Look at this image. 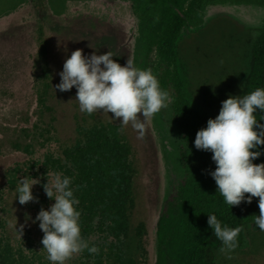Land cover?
I'll list each match as a JSON object with an SVG mask.
<instances>
[{"label": "trees", "instance_id": "trees-1", "mask_svg": "<svg viewBox=\"0 0 264 264\" xmlns=\"http://www.w3.org/2000/svg\"><path fill=\"white\" fill-rule=\"evenodd\" d=\"M134 5L141 22L140 45L143 52L149 54L159 36L160 54L173 66L170 74L158 80L169 96L174 95V120L183 131L188 151L182 153L186 179L180 183L177 195L168 202L169 206L157 223V264H166L168 256L174 264H218L219 256L224 252L221 251L223 245L213 235L207 214H215L222 224L230 228L240 227L237 248H242L248 243L250 228H255V216L260 214L259 198L254 197L251 204L242 202L231 208L224 202L209 174L216 167L211 159L212 153L195 148L197 131L206 127L208 119L219 113L209 112L218 96L213 99L204 86L199 89L203 103L195 99L194 72L210 75V79L218 84L215 93L222 95L226 91L227 99L233 89L242 96L264 88V21L258 30L245 32L232 17H220L226 30L216 38H226L228 83H219L217 61H203L210 72H205L201 61L193 71L192 60L183 53L182 44L185 40L194 44L198 34L196 31L189 34L187 28L204 25L200 12L206 6L264 7V0H134ZM211 26L217 29L221 25L215 23ZM199 37L197 40L202 43L209 42L211 47L214 44L210 37ZM206 79L209 78L205 76L203 80ZM98 113L89 115L84 112L79 116L78 134L71 144L64 147L63 156L52 152L47 153L43 160L29 158L5 173L0 185V264H52L41 243L44 233L39 222L33 223L41 208L48 209L52 204L42 186L50 167L71 178V187L79 200L77 210L81 213V235L90 246L99 248L96 254H90L87 249L74 254L65 264H150L147 218L139 206L137 195L141 169L135 139L127 131V125L120 124L122 118L113 120L112 113H107L106 117ZM254 115L259 123L264 124V113L258 110ZM49 131L50 128L38 123L31 137L44 146L50 141L46 136ZM12 145L13 149L28 155L35 152L32 141L23 142L20 138ZM253 163H264V155ZM30 176L40 180L33 187L39 203L25 204L26 210L20 219L14 216L10 207L19 203L16 189L20 179ZM230 253L234 256L235 250Z\"/></svg>", "mask_w": 264, "mask_h": 264}, {"label": "rangeland", "instance_id": "rangeland-1", "mask_svg": "<svg viewBox=\"0 0 264 264\" xmlns=\"http://www.w3.org/2000/svg\"><path fill=\"white\" fill-rule=\"evenodd\" d=\"M24 1L26 2V0H0V16L10 13L17 16L14 20L3 21L2 23L6 24H2L3 28H0V38L2 39V43H0L1 182L5 173L16 164H23L29 158L43 160L48 152L61 153L67 144H71L75 140L78 134L76 130L77 120L79 116L84 114L80 111L79 102L75 99V87L67 92H60L56 89V85L60 83L59 72L63 70V64L71 54H67L68 52L62 45L58 47V44L53 43V40L48 45L51 49L50 52H54V57L50 59V62H53V67L50 70L52 79L49 80L51 84L46 98L47 108L40 111L38 100L39 91L43 86L41 75L45 66L44 64L38 66L41 61L37 60V65L32 69V59H29V56L35 46L34 42L22 39L21 35H17L20 31L4 32L5 28L11 26L14 28L21 27L24 30L26 28L25 24L36 21L33 11L24 4ZM51 1H54L52 3L54 7L62 13L60 16L65 15L64 20L74 22L80 18L84 22V27H88V24L91 25L93 18L97 17V11H101V8L98 9L97 5L107 2L106 0H63L64 5L62 7V3H60L62 0ZM109 1L111 3L109 2L105 16L101 20H105L106 24L119 28L118 31L121 32L122 38L126 42L125 55H127V59H131L135 66L140 69H151L157 79L170 74L173 66L169 60L163 58L160 54L157 45L159 36L156 37L149 54L143 52L142 46L137 43L136 18L132 12V3L129 0ZM22 2L24 7L21 5ZM20 7H23V9L19 10ZM260 10L261 8L248 5H211L203 12V17L204 19L213 20L218 17L219 11L223 12L222 15L224 11H227L228 16L234 20L238 17L237 22L242 20L247 24H254ZM226 24L228 23L226 22ZM223 31L224 27L222 25L217 26V29L211 26L208 35L212 39H219L221 36L216 38V35L223 33ZM87 32V36L85 35L86 42L88 40L89 44L93 45L95 35L91 31L86 30L85 33ZM56 37L64 39L63 36ZM238 47L243 49L241 46ZM205 76L211 78L210 75H197L194 72V90L199 89V87L203 88L202 83ZM210 81H212L211 85L210 83L203 84L207 89L208 87L212 89L213 99L216 95L218 98L214 102V106L209 108V112L218 114L221 102L226 100L228 95L226 91L222 95L219 92L215 93L218 89L217 81L214 79H210ZM228 81L226 78V83ZM197 94L195 99L202 104L199 91ZM230 96H239V94L233 89ZM174 99V95H171L168 107L162 108L160 112L148 118L142 137L133 128L131 122L127 125V131L135 139V147L140 160L141 174L140 181L137 184V195L139 206L143 208L144 216L147 218L150 264H157L159 258V243L157 240L159 217L166 206H169L168 202L177 195L179 185L186 179L187 173L182 156L184 151L188 153L187 145L184 142L181 127L174 120L172 110ZM97 112L102 117L108 116L107 112L103 110ZM37 123L50 128V131L46 132V136L50 138V141L44 146H40L39 142L31 137L34 125ZM20 138L23 142L32 141L35 144V152L32 155L13 149L12 143ZM25 210L26 205L20 203L10 207V211H14V216L20 219H22ZM254 227V229L250 228L251 235L248 237L246 246L242 247V253L236 252L237 255L233 260L231 258L232 252L225 250L219 256L218 264H248L252 262L250 260L252 255H256V258L259 259L264 257V232L256 226ZM244 249L247 250L244 251ZM166 264H174L170 256H168Z\"/></svg>", "mask_w": 264, "mask_h": 264}, {"label": "clouds", "instance_id": "clouds-1", "mask_svg": "<svg viewBox=\"0 0 264 264\" xmlns=\"http://www.w3.org/2000/svg\"><path fill=\"white\" fill-rule=\"evenodd\" d=\"M114 56L111 51L85 55L82 49H76L65 60L56 89L67 92L75 87L81 112L112 113L113 120L122 118L121 125L131 122L142 137L148 118L168 107L169 93L161 88L151 69H140L131 59L121 66ZM258 110L264 113V88L247 95L229 96L221 102L219 114L197 131L194 146L212 153L216 167L209 174L226 204L232 208L259 198L260 214L255 216L254 223L264 232V163H253L264 155V124L254 115ZM39 183V179L32 177L20 179L16 199L21 205L39 203L33 194L34 185ZM71 184L70 177L59 173L51 180L47 177L42 186L47 197L55 202L48 209L42 207L33 221L39 222L44 233L41 243L52 264H65L85 249L90 254L99 252L81 235L79 200ZM207 215L213 235L222 242L221 251L235 250L241 228H230L215 214Z\"/></svg>", "mask_w": 264, "mask_h": 264}, {"label": "flooded vegetation", "instance_id": "flooded-vegetation-1", "mask_svg": "<svg viewBox=\"0 0 264 264\" xmlns=\"http://www.w3.org/2000/svg\"><path fill=\"white\" fill-rule=\"evenodd\" d=\"M106 1H107L106 3L102 2L97 5V8L98 9L101 8V11L100 10L97 11L96 13L97 17L93 18L91 25L88 24V27H84L83 26L84 22L81 21L80 18L78 20H75L74 22L71 20H68V21L64 20L65 15L60 16L62 13L57 8L54 7V5L52 4L54 1L26 0V2L24 1L25 2L24 4L33 11V14L36 17V21L35 22L31 21L30 23L25 24L24 26H26V28L24 30L21 27L14 28L12 26L4 29V32H9V33H13L14 31H20L19 34L17 35H21L22 39L26 41L31 40V42H34L35 46L33 47V50L31 51V54L29 56V59H32V69H34V66L37 65V60L39 62L41 61L38 66L43 65V64L45 66V68H43V72L41 75L43 86H42V89L39 91L38 104H40V111L43 108H47L46 98H47V94L49 93V88L51 84L49 83V80L52 79V74L50 70L53 67V62H50V59L54 57V52L51 53L50 52L51 49L50 47H48L49 43H51L52 40H53V43H55L56 45L58 44L57 45L58 47L62 45V47L66 50V52H68L67 54H71L76 49H82L85 55H90L93 52H96V54H104L108 51H111L115 55L113 59H115L118 63H120L121 66H124L127 63L128 59H127V55H125L126 42L122 38L121 32L118 31L119 28L111 26L108 23L106 24L105 20H101L105 16L104 14L107 11V6L109 5V2H110L109 0H106ZM129 1L132 3V10H133L132 12L136 18L135 30L137 33V43L140 45L141 22H140L139 17L136 14L134 0H129ZM60 3H62V7H63L64 1L62 0L60 1ZM21 5L23 6V2ZM209 6L211 5L206 6V8H204L200 12L201 17L203 18L204 25H202V27H190L189 29L187 28V31L189 34H191L192 31H196V33L198 34L197 35L198 37H196V39L193 40L194 44H189L191 43V41L185 40L182 44V51L185 54V56H188L192 60V66H193L192 70L193 71H195L196 69L195 66L197 64H200L199 62L196 63L197 61H201V62H203L204 60L217 61L219 81H220L219 83L221 82L225 83L226 76H227V67H228V49H227L226 38L222 36L219 39H213L212 43L214 42V44L212 45V47L209 45V42L203 41L202 43L201 40H197V38H200L199 37L200 35H202V38L204 39L209 38L208 34L211 29V25L215 23L222 25L220 21V17L224 15L228 16L227 11H224L223 15L221 14L223 12L219 11L217 14L218 17L214 18L213 20L204 19L203 12L206 11L209 8ZM253 6L261 8L260 12L256 16L257 21L254 24L252 23L247 24L242 20H239L240 22H237L238 17L237 19H235L236 22L241 26V28H243L245 32H248L251 30H258V28L263 26L264 7L257 6V5H253ZM23 7H20L19 10L23 9ZM16 17L17 16H14V14L12 13L1 15L0 16V28H3L2 24H6V23H2L3 21H6L8 19L14 20ZM69 23L73 25L71 26ZM222 27L224 26L222 25ZM86 30L93 32V34L95 35L93 39L94 40L93 45L89 44L88 40L86 42L85 35L87 36L88 34V32L85 33ZM224 30H226L225 27H224ZM17 35H14V36H17ZM56 36H63L64 39H59ZM17 37H20V36H17ZM0 43H2L1 38H0ZM114 50L116 52H114ZM117 52L119 55L117 54ZM202 65H203V68H205V72H207V70L208 72H210L205 62H203ZM204 82L210 83L211 85L210 79H206ZM203 83L202 85L204 86ZM199 89L194 90V87H193V90L196 92V95ZM208 90L210 94L212 95L214 94L212 93V89H210V87H208ZM48 153H52V152H48ZM58 154L63 156V150L61 153H58ZM57 173L62 174V176L65 175L64 172L62 171L56 172L54 168L50 167L48 171L46 172V175L44 176L45 183H47V177L49 180H51L54 177V175ZM1 184L2 182L0 181V185ZM50 201L52 202V204L55 202L54 200H50ZM246 250L247 249H244V251ZM236 252L242 253V248L240 249L237 248L235 250V255L231 256L233 260L235 256L237 255ZM250 260L252 262L248 264H264V257H260L259 259L258 257L256 258V255H252Z\"/></svg>", "mask_w": 264, "mask_h": 264}, {"label": "water", "instance_id": "water-1", "mask_svg": "<svg viewBox=\"0 0 264 264\" xmlns=\"http://www.w3.org/2000/svg\"><path fill=\"white\" fill-rule=\"evenodd\" d=\"M114 52H116V51L114 50Z\"/></svg>", "mask_w": 264, "mask_h": 264}]
</instances>
